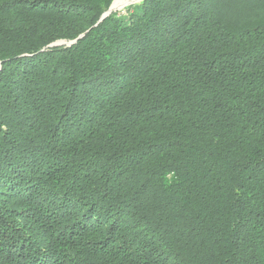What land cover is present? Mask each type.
<instances>
[{"label": "trees", "instance_id": "16d2710c", "mask_svg": "<svg viewBox=\"0 0 264 264\" xmlns=\"http://www.w3.org/2000/svg\"><path fill=\"white\" fill-rule=\"evenodd\" d=\"M131 1L0 0V264H264V0Z\"/></svg>", "mask_w": 264, "mask_h": 264}, {"label": "rangeland", "instance_id": "374dc122", "mask_svg": "<svg viewBox=\"0 0 264 264\" xmlns=\"http://www.w3.org/2000/svg\"><path fill=\"white\" fill-rule=\"evenodd\" d=\"M115 0H113V2H114ZM131 1V0H130ZM141 1L142 0H135V2H133V1H131V3L130 4H127L122 10H119V11H113L112 13H116V16H119V15H122V14H125V11H126V9L130 6V5H136V4H139V3H141ZM113 2L111 3V5L113 4ZM110 5V6H111ZM74 42V41H73ZM73 42H69V43H67L66 45L67 46H70V45H72V44H74ZM64 43V42H63ZM56 44H58V43H56Z\"/></svg>", "mask_w": 264, "mask_h": 264}, {"label": "water", "instance_id": "95a60500", "mask_svg": "<svg viewBox=\"0 0 264 264\" xmlns=\"http://www.w3.org/2000/svg\"><path fill=\"white\" fill-rule=\"evenodd\" d=\"M113 5V4H112ZM112 5L109 7V9L102 14V16L100 17V19L98 20L97 24L95 26H97L100 22H102L105 18H107L112 12H113V7ZM81 37H79L78 39H80ZM76 41H74L73 43H75ZM57 45V44H56ZM58 45H62V43H58Z\"/></svg>", "mask_w": 264, "mask_h": 264}]
</instances>
